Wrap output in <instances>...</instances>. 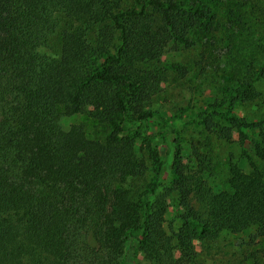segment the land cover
I'll use <instances>...</instances> for the list:
<instances>
[{
  "label": "trees",
  "instance_id": "trees-1",
  "mask_svg": "<svg viewBox=\"0 0 264 264\" xmlns=\"http://www.w3.org/2000/svg\"><path fill=\"white\" fill-rule=\"evenodd\" d=\"M263 77L264 0H0V264H264Z\"/></svg>",
  "mask_w": 264,
  "mask_h": 264
},
{
  "label": "rangeland",
  "instance_id": "rangeland-1",
  "mask_svg": "<svg viewBox=\"0 0 264 264\" xmlns=\"http://www.w3.org/2000/svg\"><path fill=\"white\" fill-rule=\"evenodd\" d=\"M216 11L218 14V17L221 16L222 14V8L220 6H216ZM183 55L179 56V59H182ZM192 85V84H190ZM257 88H264V77L260 81L256 83ZM171 90V89H170ZM169 90V91H170ZM167 91L168 97L170 99L169 104H160V106L157 104L156 108L159 109V111H164V115L160 117H153L152 119L149 120V122L145 124H141L139 128L136 130L132 129L133 131H139V132H146L150 133L153 136L151 139L155 141L156 147L158 151L160 152V156L164 158V155L167 153V148L164 146L162 141H164L167 145L174 143L175 141L179 140L181 144L185 141L184 138L179 137L180 135L176 134V131H179L183 129V119L185 117L180 116V118L175 117L174 115L176 114V110L172 109L174 104L182 105L184 103V96H192L193 94L188 91H185L184 96H179L181 92L180 89H175V92L173 91ZM259 111L256 109H250L249 115L251 117H256L259 115ZM131 124H128V127H131ZM137 126V124H136ZM189 130V129H188ZM190 131V130H189ZM129 133H131V129L129 130ZM248 133V132H247ZM248 136L251 140H253L255 137L254 135H251L248 133ZM235 142L229 143V142H215L214 144V149L215 152H218V154L222 157V159L225 156L232 155L234 161H241L244 164L249 163L250 160H253V154H252V149H251V144L250 142L244 140L241 142L240 140H237V134L234 136ZM184 163H186V168H187V173L188 175L192 178V182L196 183L197 185H200L201 183H205L204 185H201L203 189L207 188H215L216 185L218 184L217 178H211L206 173H202L201 171V166L199 165V162H187V158H184ZM204 164H208V162H204ZM191 203L195 208H197L200 212L203 211L202 205L199 203L197 199H200L197 195H192L191 196ZM218 247H212L210 249L211 254L219 253L217 252ZM127 252L129 255H131L132 251L131 248L127 249ZM221 254V253H220ZM140 259V256L137 258V260ZM141 260V259H140ZM141 264L142 261L140 262Z\"/></svg>",
  "mask_w": 264,
  "mask_h": 264
}]
</instances>
